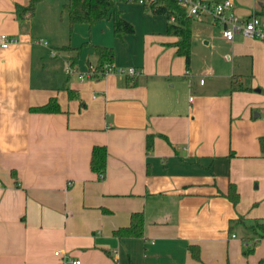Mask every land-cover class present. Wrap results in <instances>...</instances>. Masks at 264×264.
<instances>
[{
    "label": "crops",
    "instance_id": "obj_1",
    "mask_svg": "<svg viewBox=\"0 0 264 264\" xmlns=\"http://www.w3.org/2000/svg\"><path fill=\"white\" fill-rule=\"evenodd\" d=\"M115 1L135 27L122 38L113 17L56 32L30 0H0V35L19 39L0 46V264H258L264 239L244 250L264 221V43L192 17L187 67L167 15ZM232 1L264 16V0ZM86 42L143 74L97 70ZM53 98L58 112L32 110ZM137 212L143 234H115Z\"/></svg>",
    "mask_w": 264,
    "mask_h": 264
},
{
    "label": "trees",
    "instance_id": "obj_2",
    "mask_svg": "<svg viewBox=\"0 0 264 264\" xmlns=\"http://www.w3.org/2000/svg\"><path fill=\"white\" fill-rule=\"evenodd\" d=\"M41 1L43 0H30L29 5L24 9L29 10L34 14L37 5ZM151 9L156 14L167 15L169 19L173 16L175 17V21L170 22L168 25V33L178 37V41L175 43L177 46V53L185 58L188 67L192 53V17L188 16L186 8L175 0L160 1L157 4H154ZM64 10L68 14L71 28L76 23L94 25L109 17H113L114 31L117 37L122 38L124 35L133 34L135 32L134 25L122 16V12L117 8L115 0H68L64 4ZM86 44L94 49V52L99 59L97 70H103L106 64L113 62L115 51L112 48L94 45L91 42H86L85 45ZM233 87L235 89H246L243 84L236 82L233 83ZM32 110L38 112H58L60 107L57 100L53 98L45 105L32 107ZM106 151L107 149L104 146H95L93 148L91 167L98 173L104 172ZM229 196L234 201L239 199V195L235 194V192H232ZM143 228L144 215L142 212H137L132 215L131 224L127 227H121L115 230V234L120 237L141 236L143 234ZM249 228L254 231L255 237H258V239H264V221L255 220ZM255 237H252L250 240L254 241ZM256 244V241L247 243V248L244 250V254H252ZM191 251L196 258H199L198 249L192 248ZM258 264H264V258H262Z\"/></svg>",
    "mask_w": 264,
    "mask_h": 264
},
{
    "label": "built area",
    "instance_id": "obj_3",
    "mask_svg": "<svg viewBox=\"0 0 264 264\" xmlns=\"http://www.w3.org/2000/svg\"><path fill=\"white\" fill-rule=\"evenodd\" d=\"M124 2L137 3L143 6L152 7L163 0H122ZM177 3L186 8L187 15L196 19H204L209 17L210 20L218 25H221L223 29V36L227 40H233L237 34H241L245 37L256 38L264 43V16L257 12H253L250 16L245 17L235 12L234 2L232 0H224L222 2H215L211 0H175ZM175 21V17L171 18ZM19 39L17 37H11L7 34L0 35V46L2 48H8L11 44L17 43ZM40 43L47 44L46 41L41 40ZM53 56L57 55L55 49L51 50ZM93 72L95 68L93 67ZM103 72L112 73L116 72L122 76L138 77L143 74L144 70L136 67H118L114 68L111 64H106L103 68ZM69 74L76 72L74 66L68 65L66 68ZM83 78V75H79ZM201 82H204L201 80ZM61 251H57L60 254ZM75 264H80V261H73Z\"/></svg>",
    "mask_w": 264,
    "mask_h": 264
},
{
    "label": "rangeland",
    "instance_id": "obj_4",
    "mask_svg": "<svg viewBox=\"0 0 264 264\" xmlns=\"http://www.w3.org/2000/svg\"><path fill=\"white\" fill-rule=\"evenodd\" d=\"M64 2H67V0H46L45 2H43L39 8H36L34 14L35 26L37 28H43V26L44 27L49 26L50 28L54 27L53 30L56 32L57 29L61 31V29L65 25H67V21H68V14L64 10ZM255 90H260L259 95H261L264 99V86L259 85L257 87H254V91ZM250 231H251L250 233L251 236H249L250 237L249 239L255 237L254 231L251 229ZM257 239L258 237H255L254 241L252 242L257 241Z\"/></svg>",
    "mask_w": 264,
    "mask_h": 264
}]
</instances>
